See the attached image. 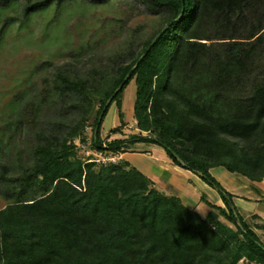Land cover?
<instances>
[{"label":"trees","instance_id":"16d2710c","mask_svg":"<svg viewBox=\"0 0 264 264\" xmlns=\"http://www.w3.org/2000/svg\"><path fill=\"white\" fill-rule=\"evenodd\" d=\"M68 1L23 0L22 18ZM140 1L151 12L163 10L164 24L136 55L130 53L119 74L75 80L64 67L56 69L20 117L6 120L0 151L9 147L1 144L6 133L11 140L24 119L34 126L53 99L65 103L74 95L78 102L71 108L84 111V122L95 96L92 148L121 153L132 144L156 145L175 166L215 190L223 207L204 201L210 211L201 217L126 162L82 163L71 143L80 122L69 127L64 120L48 135L39 133L22 175L11 178L5 168L0 171V185L13 198L0 209V264H237L241 259L264 264V244L242 220L232 195L209 173L221 167L252 182L264 178V79H252L264 25L256 21L247 37L236 38L237 22L232 21L242 20L259 0ZM14 2L0 0V13ZM15 21L5 19L0 40ZM210 26L214 39L205 32ZM211 40L224 48L210 51L200 42ZM259 73L264 76V65ZM132 80L133 116L137 129L149 136L113 141L104 149L100 130L105 116L113 103L120 107Z\"/></svg>","mask_w":264,"mask_h":264},{"label":"rangeland","instance_id":"374dc122","mask_svg":"<svg viewBox=\"0 0 264 264\" xmlns=\"http://www.w3.org/2000/svg\"><path fill=\"white\" fill-rule=\"evenodd\" d=\"M22 4L23 0H15L11 7L0 13V28L5 19H16L0 40V129L5 126L6 120L13 122L20 117L24 105L38 94L44 80H52L58 68L64 67L75 80L97 81L102 75L115 78L119 74V67L128 64L132 58L130 53L136 55L142 44L164 24L166 17L163 10L151 12L140 0H107L104 3L71 0L58 9L51 5L49 9L33 13L23 20ZM243 16L238 21L232 18V21L237 22L236 38L247 37L250 26L256 21L260 20L264 25V0L253 2ZM222 30L228 34L231 32L230 29ZM205 32L214 39V26L207 27ZM200 42L210 51L224 48L217 44L220 43L218 40ZM260 50L252 74V79L257 82L264 79V76H259L264 65V44ZM134 98L135 84L132 80L121 95L120 107L113 103L105 116L100 130L104 149L113 141H127L137 135L149 136V133H141L137 129L133 116ZM16 99L20 100L14 105ZM77 99L74 95L65 103L53 99L39 112L34 126L24 119L21 130L16 131L11 140H7L6 133L5 141L1 140V144L4 146L7 142L9 147L0 151V171L5 168L7 177L11 178L22 175L30 163L29 149L37 144L39 133L48 135L50 129L64 120L69 127H76L80 122L78 135L71 141L77 160L82 163L94 161L97 167L125 162L119 158L125 151L100 152L92 148L93 119L98 98L92 97V107L87 109L88 117L84 122H81L84 111L71 108L77 104ZM113 129L118 132L112 133ZM6 190L0 185V209L13 202ZM220 221L236 231L234 225L223 218ZM237 264L253 263L241 259Z\"/></svg>","mask_w":264,"mask_h":264},{"label":"crops","instance_id":"0c3cea01","mask_svg":"<svg viewBox=\"0 0 264 264\" xmlns=\"http://www.w3.org/2000/svg\"><path fill=\"white\" fill-rule=\"evenodd\" d=\"M123 151L120 160L146 176L158 191L177 197L186 208L201 217L210 211L204 201L223 207L215 190L197 175L175 166L162 148L137 143ZM209 173L232 195V202L242 220L264 244V178L261 182H252L221 167L212 168Z\"/></svg>","mask_w":264,"mask_h":264}]
</instances>
